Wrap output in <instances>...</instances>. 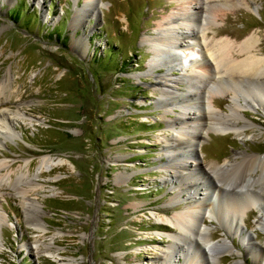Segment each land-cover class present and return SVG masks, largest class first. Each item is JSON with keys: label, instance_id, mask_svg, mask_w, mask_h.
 I'll use <instances>...</instances> for the list:
<instances>
[{"label": "rangeland", "instance_id": "1", "mask_svg": "<svg viewBox=\"0 0 264 264\" xmlns=\"http://www.w3.org/2000/svg\"><path fill=\"white\" fill-rule=\"evenodd\" d=\"M85 2L0 0V82L8 77L2 97L7 103L0 109L14 128V135L0 141V160L10 164V177L0 182V206L8 221L1 227L0 264H190L194 254L197 264H264V225L257 224L256 209L264 212V177L251 187L255 203L246 211L233 216L223 209L226 200L243 201L245 191L224 187L212 204L222 215L198 213L203 239L180 241L179 231L160 220L193 200L208 201L211 175L203 169L209 164L264 155V103L257 107L239 99L242 106L234 114L240 117L238 126L247 125L236 133L215 125L234 117H223L233 104L228 92L214 97L209 117L200 120L191 104L185 123L174 120L182 110L167 105L169 99L159 101L157 82L161 74L179 77L180 70L162 65L149 71L153 53L142 38L155 35L157 22L175 12L178 2L95 0V14L89 9L77 22L75 13ZM222 13L213 28L216 36L240 41L254 34L264 54V0H232ZM194 48H183L181 57L190 61ZM224 79L222 88H233ZM241 88L264 95V78ZM177 89L185 90L186 84L179 82ZM180 125L205 132L193 154L184 151L179 157L198 159L192 179L173 178V169L164 168L169 164L164 138ZM42 157L61 161L39 171ZM22 173L25 197L41 208L44 233L31 224L15 189ZM193 179L203 182L199 190L185 191ZM179 183L180 197L175 196ZM206 238L220 244L227 239L234 253L222 252L221 246L209 250ZM172 241L178 247H169ZM156 247L176 260H158Z\"/></svg>", "mask_w": 264, "mask_h": 264}, {"label": "bare ground", "instance_id": "2", "mask_svg": "<svg viewBox=\"0 0 264 264\" xmlns=\"http://www.w3.org/2000/svg\"><path fill=\"white\" fill-rule=\"evenodd\" d=\"M175 1L178 2L176 11L161 17L156 24L155 35L142 38V42L147 43L151 47V52L153 53L148 64L149 71H153L162 65H166V67L169 66L170 68L168 70L177 68L180 70L179 77H171V74H161L158 77L159 82H157V85L159 84V87H162V89H159V92L161 93V100L159 101H166L169 99L167 105L171 107L172 105L178 106L182 110V116L177 117L174 120L185 123V119L190 118L189 116L191 113L187 110H189L191 104L197 106L196 111L200 120L201 116L204 118L209 117L214 111L211 108L213 106L212 101H214V97L217 98L225 92L230 94L233 103L229 106V112L223 114V117L226 120L229 119V116H232L230 114L237 113L236 111L242 106L239 103V99L241 98V100H243L242 102H245L243 104H251L252 106L257 107L263 105V94H253L246 88L243 92V89L241 88V85H244V83L249 84V80L252 82V80L264 78V54L259 51L260 49L257 44L258 36L256 37L254 34H249L240 41H234L228 36H216L215 30H213L216 25L217 17L221 16L223 14L222 12L225 10L227 11L229 3H231L232 0H198L200 4L202 1L200 7L191 6L189 3L185 6L181 0ZM184 2L187 3L189 1L185 0ZM97 5L98 3L95 2V0H86L84 6L81 9H78L75 13L77 22L83 20L84 14H87L89 9L90 14L94 15ZM186 46L195 47L191 52L192 59L190 61H187L185 57H181V52ZM163 62L165 64H162ZM225 77H227L229 82L232 83L233 88H222V82H224ZM179 82H184L186 84L185 90L177 89ZM7 85L8 77L5 76L0 82V108L2 104L4 106V103H7L2 100L4 89ZM155 89H157V87H155ZM176 90L180 91L178 92V95L176 94L177 92L175 93ZM190 91L191 93L186 95V92ZM188 96L192 97L190 98V101L186 98ZM177 99H180L182 103L175 102ZM207 101H209V103ZM205 108L207 111H205ZM192 113L194 114L195 112ZM239 120V115L234 114L233 119L231 118L230 121L223 120L222 123H216L215 125L223 124L224 126H222L220 130H232L236 133L244 129L247 125L244 121L242 126H238ZM212 122L213 121L209 124L211 127L213 126ZM196 125L194 128L180 125L179 130L175 131L171 137L164 138V142L166 143L164 152H166L169 162V164L164 165V168L166 170L168 167L173 169V178L182 177L180 180L192 179L191 176L197 173L196 171L200 164L197 158L193 157V160L191 161L179 158L184 151H187L189 155L193 154V146L198 145L199 139H202V133L204 131L200 132L199 127ZM9 135H14L12 120L6 115L4 109H0V141L1 139L7 138ZM188 153H185L186 156ZM189 157L190 156H188V158ZM178 158L180 160H178ZM176 159L178 160L177 162ZM60 161V159L54 160L51 157H42L38 169L41 171L43 167L52 168L54 165L59 164ZM8 167H10L8 162L0 160V182L3 178L10 177V170H8ZM205 169L206 170L203 169V172L209 176L211 175V188L213 189V193L208 198V201L203 203V201H199L198 199V202L193 200L191 201V204L188 202L189 205L186 209H183L182 212H176L171 217L160 218L161 221L170 224L173 228L179 231L175 232V236L183 242H187L191 237L196 236L203 239L198 223V213L205 211L208 218H211V214L218 215L221 213L219 215H222V212L220 210H215L212 204L218 199L220 192L223 190L225 191L224 187H228L230 191L234 189L245 190L243 201L233 202L226 200L224 202L223 209L229 212L230 215L231 211L233 216L240 211H246L251 203H255L254 196L251 194L250 189L251 187L257 188V185H260L259 180L264 177V155H249L248 157H243L241 161L236 159H233L232 161L227 160L221 165L211 163ZM258 171H260L261 174H258ZM24 177L25 174L23 173L17 177L16 183L19 182L20 184L17 185V188L15 189H17V192L22 198V205L25 214L27 217L31 216V224L36 230L44 233L47 228L43 224L41 217L42 211L39 207V203L25 197V193L28 190H26L23 184L24 182L22 181ZM170 179L172 180V177ZM29 183L32 184V182ZM199 183L200 181L197 182L195 179L188 181L185 191H188V189H192V191L199 190L197 189ZM180 185L181 183L178 184V187ZM30 189L32 190L33 187H30ZM205 189H207V187ZM175 192V196L180 197L181 186L176 189ZM188 193H190V191ZM191 196L192 194L190 197ZM30 208L32 209L31 211ZM256 209L260 213L257 224L264 225V212L262 208L258 206ZM226 215H228V213H226L225 216ZM6 222L8 221L2 213V208L0 206V246L3 245L1 227L2 223ZM238 227L239 226L235 225L236 231L238 230L242 233L243 230L238 229ZM226 240L224 239V241L221 242L222 244H220L211 241L210 238H206L204 239V245H207L208 249L211 251H214L216 247L221 246L224 248L222 252L233 254L234 250L232 247L226 245ZM36 245V247H38L39 244ZM175 246L178 247V243L172 241L169 247L172 248ZM47 248L49 247L47 246ZM155 251L156 254H159V256H157L158 260L160 258L165 260V262H171L173 259L176 260L173 253L172 255L164 254V252L159 250V247H156ZM45 252L49 257L53 258L55 256L54 253L49 250ZM190 259V264H197L198 259L195 254L191 255Z\"/></svg>", "mask_w": 264, "mask_h": 264}]
</instances>
